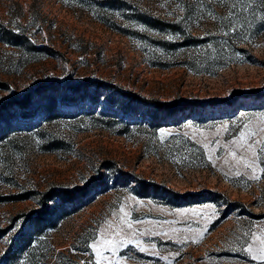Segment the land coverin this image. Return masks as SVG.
Here are the masks:
<instances>
[{
	"label": "rangeland",
	"instance_id": "obj_1",
	"mask_svg": "<svg viewBox=\"0 0 264 264\" xmlns=\"http://www.w3.org/2000/svg\"><path fill=\"white\" fill-rule=\"evenodd\" d=\"M262 16L260 0H0V102L53 81L56 108L81 112L0 139V198L93 184L37 228L36 196L0 199V264H94L104 239L103 264H264ZM82 81L89 94L62 103Z\"/></svg>",
	"mask_w": 264,
	"mask_h": 264
},
{
	"label": "trees",
	"instance_id": "obj_2",
	"mask_svg": "<svg viewBox=\"0 0 264 264\" xmlns=\"http://www.w3.org/2000/svg\"><path fill=\"white\" fill-rule=\"evenodd\" d=\"M132 20L144 26L146 29L150 30H156L158 29L159 25L158 23L167 24L168 26H172L171 23L166 22L164 20L159 19L158 17L151 15L145 11L138 10L136 15H133ZM177 33L176 31H174ZM12 42V41H10ZM16 42V41H14ZM184 40L180 41V45L184 44ZM16 44V43H15ZM89 83H86L84 81L76 83L71 85L69 88H71V92L66 93L64 96L66 99L62 100V103L68 102L69 98H72V103H75L78 99L83 98L87 96L90 89ZM65 86L63 84H58L53 81H48L46 83H42L38 85L35 89H32L31 92H27L26 94H23L20 97H13L11 99H5L0 102V121H4L5 125L0 129V139L6 138L9 136V133L17 132L21 129L30 128L32 126L40 125L42 121H50L53 120L59 116L62 117H76L81 112H78L75 110H61L60 108H56V102L58 98H62V92L65 90ZM35 90V91H34ZM33 92V93H32ZM30 93L32 95L34 94L37 96L39 101L35 99L32 101L35 105H30L28 96ZM128 98L134 101H139L142 104H149L154 102L153 105H155L160 110H163L166 113H171L175 109L174 103L172 102H159L157 100L153 99H147L143 96L136 95L135 93L127 92L126 93ZM94 99V97H90ZM68 100V101H66ZM28 101V102H27ZM32 106V107H31ZM41 108L42 109V115L39 120L31 121L29 118V121L23 122L19 121L17 123H12L14 118L18 116V114L25 108ZM11 110H14V113H17L16 116L11 115L9 113ZM18 111V112H15ZM88 111L91 112V109L89 108ZM25 117L27 115H24ZM29 116V115H28ZM58 142V140L56 141ZM56 148V147H52ZM92 181V180H91ZM86 183L83 186H77L75 188H67V187H53L49 189H45L42 191L33 192V195L31 192L27 193H21L18 195H8L5 198H0L1 200H17L22 198H28V197H35V201L37 204V207L34 208L30 213L26 215V218L28 219V223H23V225L31 224L33 227L37 228V226L41 223L47 220L48 214L50 209H54L56 207H64L63 205L65 203H71L74 202L81 197H83L89 188L93 186L92 182ZM53 204V205H51ZM26 219V220H27ZM26 222V221H25ZM6 228L0 229V236L6 233Z\"/></svg>",
	"mask_w": 264,
	"mask_h": 264
},
{
	"label": "snow or ice",
	"instance_id": "obj_3",
	"mask_svg": "<svg viewBox=\"0 0 264 264\" xmlns=\"http://www.w3.org/2000/svg\"><path fill=\"white\" fill-rule=\"evenodd\" d=\"M251 2H255V0H251ZM261 3H264V0H260ZM262 20H264V16L261 17ZM168 39H173V37H168ZM247 127V126H245ZM161 135L163 136L164 133L163 131L161 132ZM249 136L252 135V133H249L248 134ZM239 137L241 140L245 139V132L241 131L239 133ZM232 143H235L237 145L240 144V140H233ZM205 147H207V145H205ZM264 150V149H262ZM233 155H235V153H232ZM256 179H259V177H256ZM121 211H123V208H121ZM195 211V210H193ZM129 227H131V225H129ZM193 243H196L198 241L196 240H193L192 241ZM97 243H99L100 245L103 246V249H101L100 247L97 246ZM119 243L121 244H127V243H130V241H120ZM93 252L95 253L96 255V259L94 261V264H103V261L106 260L107 258L105 257L104 253L105 252H108V251H111L113 252V254H115V249L117 247V244L114 243L112 240H109V239H104V240H100L98 242H94L93 244L89 245ZM137 246H139V242H137ZM141 252H145L147 251V249L143 248V247H140L139 249ZM248 252L251 253V247H249L248 249ZM251 258L253 260H260V261H264V248L260 249V254L259 255H256V254H252L251 255ZM81 264H84V262H81ZM108 264H112L111 261H108Z\"/></svg>",
	"mask_w": 264,
	"mask_h": 264
}]
</instances>
